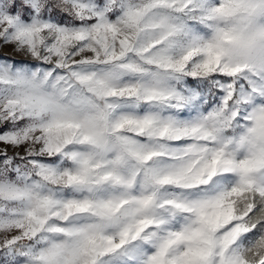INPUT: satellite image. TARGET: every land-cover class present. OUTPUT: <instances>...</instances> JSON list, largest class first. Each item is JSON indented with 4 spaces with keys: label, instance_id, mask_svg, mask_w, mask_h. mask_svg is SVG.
Listing matches in <instances>:
<instances>
[{
    "label": "snow or ice",
    "instance_id": "6c2138e0",
    "mask_svg": "<svg viewBox=\"0 0 264 264\" xmlns=\"http://www.w3.org/2000/svg\"><path fill=\"white\" fill-rule=\"evenodd\" d=\"M0 264H264V0H0Z\"/></svg>",
    "mask_w": 264,
    "mask_h": 264
}]
</instances>
